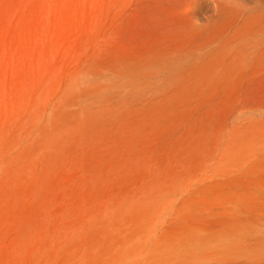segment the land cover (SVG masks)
Returning <instances> with one entry per match:
<instances>
[{
    "label": "rangeland",
    "instance_id": "1",
    "mask_svg": "<svg viewBox=\"0 0 264 264\" xmlns=\"http://www.w3.org/2000/svg\"><path fill=\"white\" fill-rule=\"evenodd\" d=\"M0 264H264V0H0Z\"/></svg>",
    "mask_w": 264,
    "mask_h": 264
}]
</instances>
